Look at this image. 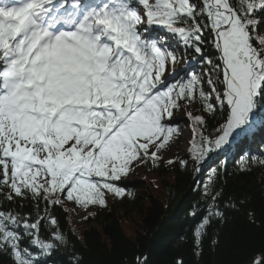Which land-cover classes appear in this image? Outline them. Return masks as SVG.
<instances>
[{
  "label": "snow or ice",
  "instance_id": "obj_1",
  "mask_svg": "<svg viewBox=\"0 0 264 264\" xmlns=\"http://www.w3.org/2000/svg\"><path fill=\"white\" fill-rule=\"evenodd\" d=\"M177 112L197 172L264 136V0H0V256L46 264L67 252L82 264L51 210L106 207L108 194L131 196L118 182L137 167L176 163L165 153ZM255 150L242 170L264 166V139ZM217 179L212 169L204 214L190 213L197 248L236 207L227 198L222 210ZM244 264H264V247Z\"/></svg>",
  "mask_w": 264,
  "mask_h": 264
},
{
  "label": "trees",
  "instance_id": "obj_2",
  "mask_svg": "<svg viewBox=\"0 0 264 264\" xmlns=\"http://www.w3.org/2000/svg\"><path fill=\"white\" fill-rule=\"evenodd\" d=\"M192 67L199 71L198 65ZM174 120L190 124L180 112ZM260 139L264 136L258 135L255 143L227 146L197 172L191 163L190 138L187 153L177 157L176 163L142 165L155 177L118 182L131 196L118 198L114 204L107 201L106 207L96 206L80 221L73 217L74 202L64 201L51 210L52 214L82 264H138V257H147V264H244L253 251L264 247V166L253 164L248 170L241 169L242 158L259 155L255 149ZM179 159H187V166L181 167ZM212 169H216L217 184L223 189L222 210L229 204L227 198L236 207H227L224 220L213 222L197 248L193 233L204 214L202 206L207 201L201 194ZM23 203L24 211H32L28 201ZM197 205L201 215L193 217L190 213ZM117 206L123 207V213L117 212ZM128 211L137 219L132 235L122 227L123 221L132 222ZM250 211L255 214V223L249 220ZM42 235L47 238L48 229H42ZM71 258L67 252H54L46 264H68ZM0 264H9L8 257L0 256Z\"/></svg>",
  "mask_w": 264,
  "mask_h": 264
},
{
  "label": "rangeland",
  "instance_id": "obj_3",
  "mask_svg": "<svg viewBox=\"0 0 264 264\" xmlns=\"http://www.w3.org/2000/svg\"><path fill=\"white\" fill-rule=\"evenodd\" d=\"M177 124H179L180 129H181V135L178 138V142L169 150L165 153V158H177L180 156H184L187 151H188V147H189V140L191 138V132H190V128L188 125L181 123V122H176ZM146 176H151V177H155L156 174L153 172H145L142 166L137 167L133 172H131L126 179H130V178H144ZM117 197L113 196V195H108L107 197V201L110 204H114L117 201ZM96 206H90L87 210L78 207L77 205H73V217L77 220H82L83 217H85V215L91 211L94 210ZM124 209L122 206H117V212L118 213H123ZM128 220L132 221L131 223L128 221H123L122 223V227L124 232L127 235H132L134 228H135V221L137 220L136 217L133 215V213L130 211H128ZM80 223V222H79ZM81 225L83 224L82 221L80 223ZM95 224V223H94Z\"/></svg>",
  "mask_w": 264,
  "mask_h": 264
}]
</instances>
